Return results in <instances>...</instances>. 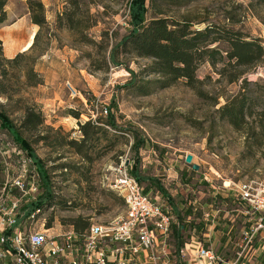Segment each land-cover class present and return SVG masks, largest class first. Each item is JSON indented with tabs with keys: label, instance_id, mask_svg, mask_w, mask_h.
I'll return each instance as SVG.
<instances>
[{
	"label": "rangeland",
	"instance_id": "obj_1",
	"mask_svg": "<svg viewBox=\"0 0 264 264\" xmlns=\"http://www.w3.org/2000/svg\"><path fill=\"white\" fill-rule=\"evenodd\" d=\"M40 1L46 24L39 27L30 17L25 18L27 24L19 36L27 42L31 34L27 42L31 45L33 31H38L34 46L26 50L27 57L10 63L5 56L14 55L8 54V47L0 51V108L16 127L25 106L43 114L39 129H20L50 175L52 195L36 215V224L44 222L54 233L73 228L72 219L77 217L78 227H82L122 215L124 201L110 183L118 165L127 162L128 167L136 161L137 174L152 177L165 190L161 194L154 185L140 182L149 197L170 205L168 242L172 247L177 244L172 229L179 226L181 245L193 237L223 255H231L233 239L242 225L235 210L239 201L229 188L233 182L264 178V141L256 144L254 122L234 128L220 117L218 108L239 91L249 96L253 110L264 107L259 88L264 83V52L257 63L242 68L239 78L228 81L229 74L240 68L227 65L221 70L226 47L224 42H215L210 47H219L220 56L215 54L214 65L205 58L198 61L195 88L179 78L153 89L146 84L155 77L145 70L150 59L118 46L130 29L131 0ZM145 4L146 20L164 17L185 21L194 29L212 24L242 31L259 37L264 49V6L257 1L186 0L175 4L145 0ZM5 8L11 16L0 24V35L8 21L29 13L27 0H7ZM34 57L33 67L42 83L31 85L26 81V70ZM127 68L133 71V85ZM243 78L246 82L240 88ZM138 85L149 92L139 93ZM108 113L117 127L104 125ZM87 120L91 124L86 127L84 141L71 145L68 140L80 139L79 125ZM135 138L143 139L137 150L131 147ZM11 144L26 154L8 130L0 127V145L7 148ZM185 153L192 155L190 162H184ZM10 158L17 165L22 159L16 153ZM192 163L198 168L193 169ZM39 186L42 194L45 188L40 176ZM30 203L21 207L22 226L29 222L24 206ZM223 223L232 228L219 236ZM225 240L229 243L224 244ZM258 258V264H264V255Z\"/></svg>",
	"mask_w": 264,
	"mask_h": 264
},
{
	"label": "built area",
	"instance_id": "obj_2",
	"mask_svg": "<svg viewBox=\"0 0 264 264\" xmlns=\"http://www.w3.org/2000/svg\"><path fill=\"white\" fill-rule=\"evenodd\" d=\"M11 153L22 158L18 165ZM126 164L117 166L110 183L124 201L122 215L92 222L83 233L72 227L52 233L44 222L36 224L39 206L26 214L29 222L22 226L21 207L41 192L39 173L31 157L14 144L0 145V264H139L140 258L141 264L259 263L256 251L264 249V178H249L228 187L239 201L235 210L242 226L233 239L232 254L226 256L193 237L172 247L168 242L170 205L149 197Z\"/></svg>",
	"mask_w": 264,
	"mask_h": 264
},
{
	"label": "trees",
	"instance_id": "obj_3",
	"mask_svg": "<svg viewBox=\"0 0 264 264\" xmlns=\"http://www.w3.org/2000/svg\"><path fill=\"white\" fill-rule=\"evenodd\" d=\"M172 3L179 4L186 0H169ZM258 4L264 6V0H254ZM7 0H0V24L6 20L5 5ZM129 20L130 29L124 34L119 41L118 46L121 50H128L134 53L136 56L147 57L150 59L149 65L145 67L148 74H155L153 79L147 80L146 84H150L154 88L166 87L179 78H184L185 83L195 88V70L197 68L198 61L205 58L210 64H215V54L220 56V48L215 45L211 46L215 42H224L226 49L223 50V57L221 70L226 68L227 65L236 69L233 73L229 74L228 81H234L239 78L244 71L243 67H250L257 63L262 57L264 49L259 37H249L242 31H236L229 28H217L214 25H205L202 28H191L190 24L185 21H174L164 17H151V19H145V12L147 10L145 0H131L129 2ZM43 3L40 0H27V8H29L31 23L42 27L46 24L44 18ZM38 31L34 33L33 42L27 48L31 49L37 40ZM17 52L11 58L5 56L7 62H18L20 58H26V50ZM0 51H3V41L0 39ZM5 55V54H4ZM36 58H32L30 65L26 70V81L31 84L42 83L40 74L33 67ZM113 61V55L111 57ZM1 69V63H0ZM242 69V70H241ZM130 74V84L134 83L133 71L127 68ZM246 78L242 79L240 88L245 84ZM141 86V87H140ZM262 90V102L264 104V83L259 87ZM138 92L145 94L149 92V89H144L143 85L137 86ZM152 89V90H153ZM199 92V89L197 90ZM24 116L21 120L19 127H16L13 120L8 113L0 108V127L7 129L11 134L15 143L24 149L26 154L31 157L33 164L39 172L40 181L44 190L42 194L32 201L29 205H25L28 209L25 211V215L33 208H43L46 204L45 201L51 198L52 190L50 186V175L46 168L42 158L38 157L31 145V142L23 135L20 129L35 131L39 129L43 124L42 112L35 110L31 106L24 107ZM220 117H223L226 121L231 123L234 128L241 127L244 124H249L250 121L254 122L255 127L252 128V133L255 136L256 144L259 145L264 141V107L258 110H253L250 105V98L245 92L239 91L238 93L229 96L225 99V102L218 108ZM104 125L117 127L114 122V117L111 113L105 117ZM91 121L87 120L80 123L81 136L79 140L69 139L71 145L80 144L84 141L87 131L86 127L90 126ZM256 129V130H255ZM106 133V130H104ZM143 144V139L135 138L131 144L134 150ZM79 152V149H77ZM76 151V152H77ZM137 162L134 161L127 169L129 173L137 180L147 181L149 185H154L155 188L164 194L165 190L163 186L158 183L157 180L152 177H140L136 170ZM167 199H170L167 194L164 195ZM80 217L72 219L73 230L77 233H83L87 228V224L82 227H78V220ZM83 228V229H80ZM80 229V230H79ZM180 227L172 229L171 236L174 237L177 244L181 245V235L179 233ZM180 242V243H179ZM175 247H178L177 245Z\"/></svg>",
	"mask_w": 264,
	"mask_h": 264
},
{
	"label": "crops",
	"instance_id": "obj_4",
	"mask_svg": "<svg viewBox=\"0 0 264 264\" xmlns=\"http://www.w3.org/2000/svg\"><path fill=\"white\" fill-rule=\"evenodd\" d=\"M43 1H45V0H43ZM10 16H11V11L6 9V20H8L10 18ZM29 17H30L29 13H24L22 15L19 14L15 19H12V20L8 21L3 26L4 27L3 29H5V31L2 30L3 31V34H2L3 36L0 35V39H2V41H3V48L5 46H7L8 47V54L11 55V56L12 55H16L17 52H19L20 50H23L24 45L31 40V38H30L31 34L29 35V40L27 42H26L25 39L24 40H20V38H19V36L21 34V29H24V26L27 24L25 22V18L28 19ZM21 18H24V21H21L20 20ZM34 33L35 32L33 31L32 35H34ZM220 225H222V228L219 231V233L218 232H214L215 234L218 233L219 236L223 232H225V233L229 232L231 230V228H232V226H230V227L229 226H225L224 223L220 224ZM213 236H215V235H213ZM228 243H229V241L228 242L226 240L224 241V244H228ZM256 254L259 257H261L262 255H264V249L258 248L257 251H256ZM139 261L142 262L141 258H140ZM140 262H139V264H141Z\"/></svg>",
	"mask_w": 264,
	"mask_h": 264
},
{
	"label": "water",
	"instance_id": "obj_5",
	"mask_svg": "<svg viewBox=\"0 0 264 264\" xmlns=\"http://www.w3.org/2000/svg\"><path fill=\"white\" fill-rule=\"evenodd\" d=\"M191 158H192V155L189 154V153H186L185 156H184V162H190L191 161ZM191 167L193 169H197L198 168L197 165L194 164V163L191 164Z\"/></svg>",
	"mask_w": 264,
	"mask_h": 264
},
{
	"label": "bare ground",
	"instance_id": "obj_6",
	"mask_svg": "<svg viewBox=\"0 0 264 264\" xmlns=\"http://www.w3.org/2000/svg\"><path fill=\"white\" fill-rule=\"evenodd\" d=\"M30 46V43H26L23 50L27 49Z\"/></svg>",
	"mask_w": 264,
	"mask_h": 264
}]
</instances>
